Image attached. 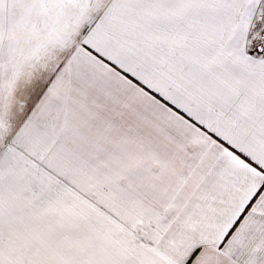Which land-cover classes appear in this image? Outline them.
Instances as JSON below:
<instances>
[{
	"label": "snow or ice",
	"instance_id": "snow-or-ice-1",
	"mask_svg": "<svg viewBox=\"0 0 264 264\" xmlns=\"http://www.w3.org/2000/svg\"><path fill=\"white\" fill-rule=\"evenodd\" d=\"M0 264H264V0H0Z\"/></svg>",
	"mask_w": 264,
	"mask_h": 264
}]
</instances>
